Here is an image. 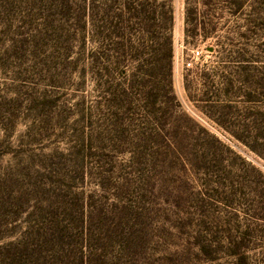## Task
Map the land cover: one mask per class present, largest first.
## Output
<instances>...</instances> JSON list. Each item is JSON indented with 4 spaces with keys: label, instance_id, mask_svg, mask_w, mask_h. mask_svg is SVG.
<instances>
[{
    "label": "rangeland",
    "instance_id": "rangeland-1",
    "mask_svg": "<svg viewBox=\"0 0 264 264\" xmlns=\"http://www.w3.org/2000/svg\"><path fill=\"white\" fill-rule=\"evenodd\" d=\"M170 3L148 97L134 20L120 46L88 0H0V264H264V0Z\"/></svg>",
    "mask_w": 264,
    "mask_h": 264
},
{
    "label": "trees",
    "instance_id": "trees-1",
    "mask_svg": "<svg viewBox=\"0 0 264 264\" xmlns=\"http://www.w3.org/2000/svg\"><path fill=\"white\" fill-rule=\"evenodd\" d=\"M100 1L101 0H88L87 16L92 36L103 38L104 40L116 38L118 40V42L115 43L116 45L123 46L125 43L128 45L127 43H131L132 38L126 37L125 24L126 22L134 20L135 25H137L134 31V40L136 39L137 46H142L143 41L146 40L144 38L145 33L149 35V40L152 46H154L151 54L153 58H155L153 68H148L140 63L141 52L137 51L134 54L133 58L138 62V65L131 73V79L129 80L127 90L136 91V93H145L146 96L151 97L155 88H149L144 85L139 78L141 75L148 72L154 71V73H157L161 71L164 80L167 82L166 86L168 87V93H172L173 48L171 26L173 23V8L170 0H104V5H106L105 9L101 8ZM106 3L109 4L107 5ZM192 12L193 10L188 9V13ZM113 23H115V25H112ZM113 94L114 96L117 95V93ZM156 94L157 93L154 95ZM154 95L152 100L147 99V101L144 102V107H149L150 109L156 106L158 101L154 99ZM122 96L128 97L126 89L122 90ZM249 97L251 99L250 101H252L251 95ZM171 99L173 100L175 98L172 96ZM219 124L228 131L224 124ZM250 147L252 148V146ZM252 149L257 151L255 147ZM231 245L232 248L230 249L229 256L234 260L232 264H247V256L244 249L245 245L243 242L234 241L230 243V246Z\"/></svg>",
    "mask_w": 264,
    "mask_h": 264
},
{
    "label": "built area",
    "instance_id": "built-area-1",
    "mask_svg": "<svg viewBox=\"0 0 264 264\" xmlns=\"http://www.w3.org/2000/svg\"><path fill=\"white\" fill-rule=\"evenodd\" d=\"M200 56V51L198 49L194 50L192 52V59L194 58H198ZM193 66V62L191 60H189L188 62H186V67L187 68H191Z\"/></svg>",
    "mask_w": 264,
    "mask_h": 264
}]
</instances>
